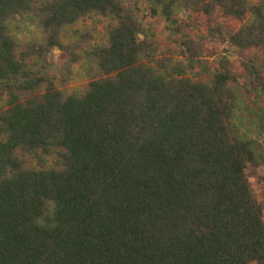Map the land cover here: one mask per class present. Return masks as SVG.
I'll return each mask as SVG.
<instances>
[{
    "label": "trees",
    "instance_id": "trees-1",
    "mask_svg": "<svg viewBox=\"0 0 264 264\" xmlns=\"http://www.w3.org/2000/svg\"><path fill=\"white\" fill-rule=\"evenodd\" d=\"M146 1L180 61L158 57L124 0H0V264H264V210L247 174L264 166V110L247 109L248 128L241 106V89L264 96V61L243 62L240 87L228 57L212 72L175 19L249 17L227 41L264 52V0ZM94 16L106 43L79 32L63 42ZM27 17L42 43L13 36ZM55 51L66 81L74 64L95 67L84 93L58 88Z\"/></svg>",
    "mask_w": 264,
    "mask_h": 264
},
{
    "label": "rangeland",
    "instance_id": "rangeland-1",
    "mask_svg": "<svg viewBox=\"0 0 264 264\" xmlns=\"http://www.w3.org/2000/svg\"><path fill=\"white\" fill-rule=\"evenodd\" d=\"M124 1L127 5L136 6L139 10L138 13L140 20L146 28L151 31L153 39L159 47L157 53L158 57L180 61V50L174 43V37L171 35L169 24L162 17L152 14L150 5L146 0ZM249 1L257 3L260 0ZM175 19L177 20V26L179 29V33L176 37L180 39L189 38L194 41H201L204 50L203 60L212 72L218 68V63L221 58L228 57L233 72L239 78L240 87H242L246 81L243 62L246 59H254L259 63L264 61L263 51H241L227 41L228 35L243 27L249 21V17L240 21L235 18L225 17L220 11L216 12L211 17L205 16L202 13L178 12ZM106 25L107 21L101 17L94 16L92 18L83 19L75 26L66 29L63 34V42L65 44L75 42V33L79 32L89 35L92 45L106 43ZM10 28L13 36L16 37L21 46L28 43L43 42L44 34L37 25L32 22L30 17L13 21ZM54 55L55 67L53 69V74L62 79V82H57L58 88L67 94L84 93L88 88L89 81L96 75L95 67H91L86 61L74 64L71 73H69V77L67 78L68 80L66 81V77L62 75L66 57L59 51H55ZM197 73H199V70H196L194 74ZM197 78L206 81L210 76L204 75ZM241 95V106L245 115V125L249 128L253 125V116L249 114L251 112L248 110L257 112V107L264 110V96L260 100H257L254 96L245 95L244 90L242 89ZM255 103H258V106L255 105ZM3 105L4 100L0 99V107ZM245 108L246 110L244 111ZM261 152L264 153V137L261 138ZM29 166H35V164L33 165V163L29 161ZM247 174L252 183L255 197L262 204L264 210V166L258 169L249 168Z\"/></svg>",
    "mask_w": 264,
    "mask_h": 264
}]
</instances>
